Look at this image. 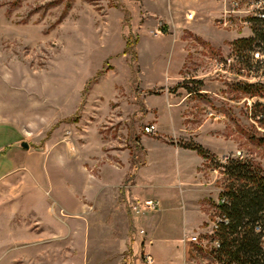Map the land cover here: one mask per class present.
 I'll return each mask as SVG.
<instances>
[{"label":"rangeland","instance_id":"1","mask_svg":"<svg viewBox=\"0 0 264 264\" xmlns=\"http://www.w3.org/2000/svg\"><path fill=\"white\" fill-rule=\"evenodd\" d=\"M211 1L220 7L212 23L187 0H0V246L8 248L9 222L22 237L30 226L28 217L8 213L29 186L54 185L59 194L74 183L83 191L94 185L93 174L96 184L103 182L105 165L139 168L148 157L142 137L150 135L162 155L159 172L193 163L196 184L184 198L196 201L205 221L181 247L191 264H214L208 235L221 219L220 196L204 194L228 184L218 164L248 159L264 168V95L244 89L264 86V57L253 59L256 51L264 55V39L254 32L264 25L246 23V13L220 22L218 0H198L197 8ZM251 38V47L235 50L238 40ZM190 143L202 144L212 159L186 148ZM58 151L65 154L62 166L53 162ZM77 154L79 174L70 157ZM133 180L129 172L118 191L115 227L103 212L88 236L87 213L77 216L79 250L70 246L46 258L25 250L29 239L17 238L11 254L0 253V264H146L144 243L134 247L138 230L130 214L155 213L161 204L143 209L147 199L127 192ZM178 196L164 198L173 208L160 214L175 231L157 243L168 247L156 250L154 264H182L173 239L184 223L179 190ZM81 199L93 211L92 200ZM195 234L207 247L190 241Z\"/></svg>","mask_w":264,"mask_h":264},{"label":"crops","instance_id":"2","mask_svg":"<svg viewBox=\"0 0 264 264\" xmlns=\"http://www.w3.org/2000/svg\"><path fill=\"white\" fill-rule=\"evenodd\" d=\"M187 1L191 3L190 7L196 6V10L198 9L203 14H206L211 23L214 18L220 15V7L216 1L208 2L204 6H200V9L197 8L198 0ZM200 4L203 5V1H201ZM190 30L207 41H210L211 43L213 42V40H211L212 38L204 36L197 28L192 27ZM142 139L143 143L147 145L148 157L145 164L139 168H133L132 166L122 168L117 165H105L103 169L105 176L103 182L96 184L95 182L97 180L99 181L100 178L93 174L92 179L94 185H88L83 191L76 188L74 183L69 184V186L64 185L65 187L67 186L65 188L67 191L62 192L64 189H60L59 194L54 192V185L49 188L43 186L42 183L31 185L24 191V199L16 200L9 204V214L15 213V216L19 214L23 215L25 218L28 217L26 220L27 223H30V226L25 225V235L23 237L29 239L30 242L27 243L25 250L28 249L32 252L34 251V253H38L40 256H45L46 258H48V256L64 254L65 250H68V247L70 246L71 250H79V239L81 237L79 227L80 221H82L80 217L85 213H87L88 218V236L89 233H92L90 231L96 229V225L94 226V224L99 221V218L101 217L99 214L103 212L112 215V217L107 219L104 218V221L106 223L107 221H110V223H113V227H115L118 220L116 216L113 215V212L115 208L118 207V191L120 187L124 185L123 181L130 172L134 175V180L133 183L128 185L127 192L130 191L142 199L158 200L161 204L160 210L155 213L148 212L133 214L130 212L138 230V240L135 242L134 247L138 250L139 242L140 244L144 243V250L146 253L151 254L155 260L156 257L154 254L156 250L159 248L165 250L168 247L166 244L158 245L157 243L160 239L165 242V240L168 239V232L170 229L175 231V225L170 221L167 222L160 213L162 211L165 212V209L169 210L170 208H173L169 204L165 205L164 198L166 197L167 199L168 197H174L175 191L177 192L178 198L179 190L181 202L184 203H181L184 209V223L179 227V236L173 239L177 240V250H179V255L182 258V264H191L187 261L186 248L184 249V247H181V244L183 245V242L186 243L188 241V234L192 233L195 229H198L205 221L204 213L201 210H198V204L196 201L191 198L190 200H185L184 198L185 196H188L189 198V194L193 191L192 186L196 184L194 180L197 178L194 177L193 174V163L189 162L184 166L179 162L178 166L174 169H169L167 165L166 168H162L159 172V166L161 163L159 162L160 160H158V157L160 158L162 155L156 150L157 144L154 142L156 140L150 135H143ZM69 155L70 153H67L68 157L66 156V159L69 158ZM70 157L73 167L72 172L76 170L77 174H79V155L77 154V156L74 155ZM115 157L116 156L112 155L111 158L114 160ZM53 158L54 164L56 163L57 165L62 166L61 163H63V159H65V154L58 151L55 152ZM166 162L167 160L164 159L163 163ZM93 163H96V159ZM89 180L90 183L92 180L91 178H89ZM198 183L202 184L201 181ZM208 190H205L206 193L204 196L207 194L212 195V193L213 197L220 196L219 188L216 191L214 190V187L211 189L208 188ZM84 197H87V201L92 200L94 205L93 211L89 210V206H91L90 203H85L84 199H81ZM20 207H23V209H17ZM179 207L180 206H177V208ZM106 214L104 215L106 216ZM15 227L16 226L11 225V222H9L6 231L7 239L9 240L8 248L5 250L6 246L1 245L0 253L4 254L7 252V254H11L12 249H15V247H12V244H10L11 240L14 241L17 238H23L21 235H17ZM124 244L127 246V239H124ZM28 250L26 251L28 252ZM42 260H44V258H42ZM56 264L64 263L56 262Z\"/></svg>","mask_w":264,"mask_h":264},{"label":"trees","instance_id":"3","mask_svg":"<svg viewBox=\"0 0 264 264\" xmlns=\"http://www.w3.org/2000/svg\"><path fill=\"white\" fill-rule=\"evenodd\" d=\"M253 21L264 25V20ZM254 29L257 36L264 39V30ZM254 41L255 38L240 39L235 43V50L241 52ZM244 89L264 95L261 85L247 84ZM185 147L212 159V154L202 144L190 143ZM218 166L224 167L228 180L220 198H227L228 202L216 205L222 220L208 238L219 240L220 247H213L212 254L217 261L227 264H264V168L248 159H231ZM258 224L263 228L261 232L256 231Z\"/></svg>","mask_w":264,"mask_h":264},{"label":"built area","instance_id":"4","mask_svg":"<svg viewBox=\"0 0 264 264\" xmlns=\"http://www.w3.org/2000/svg\"><path fill=\"white\" fill-rule=\"evenodd\" d=\"M223 5V12L224 16L220 18V22H224L225 24L233 23V19L236 16L241 15L242 13L247 14L248 20H246V23H250L253 21V19H261L264 20V0H218ZM245 6H247L245 8ZM188 18H193L194 13L189 12ZM264 55L260 51H256L253 54L254 60L263 59ZM151 129H154V126L147 127V130L150 131ZM227 198H220L218 203H227ZM143 209L150 210V211H157L160 207V202L158 200L154 199H147L142 203ZM138 207H135L137 209ZM222 220V219H220ZM224 221L228 222L227 219H224ZM218 228V224L215 225V229ZM263 230L261 225L256 226V231L261 232ZM264 232V230H263ZM198 235H192L190 236V241L193 243H196L197 245L201 247H207L209 242H205L200 239ZM211 247L218 248L220 247L219 240H214L211 242ZM214 258V257H213ZM212 263L214 264H227L225 262H219L215 258ZM154 257L151 254H146L145 256V263L146 264H154Z\"/></svg>","mask_w":264,"mask_h":264},{"label":"water","instance_id":"5","mask_svg":"<svg viewBox=\"0 0 264 264\" xmlns=\"http://www.w3.org/2000/svg\"><path fill=\"white\" fill-rule=\"evenodd\" d=\"M22 146H23L24 148H28V147H29L28 143H26V142L22 143Z\"/></svg>","mask_w":264,"mask_h":264}]
</instances>
